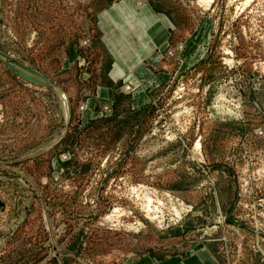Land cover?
Listing matches in <instances>:
<instances>
[{"label": "rangeland", "instance_id": "rangeland-1", "mask_svg": "<svg viewBox=\"0 0 264 264\" xmlns=\"http://www.w3.org/2000/svg\"><path fill=\"white\" fill-rule=\"evenodd\" d=\"M120 1H2L0 45L63 88L71 120L18 160L64 125L52 87L0 63V172L28 187L0 185V264H160L199 246L264 264V0H135L155 47L128 73L100 24Z\"/></svg>", "mask_w": 264, "mask_h": 264}, {"label": "crops", "instance_id": "crops-1", "mask_svg": "<svg viewBox=\"0 0 264 264\" xmlns=\"http://www.w3.org/2000/svg\"><path fill=\"white\" fill-rule=\"evenodd\" d=\"M149 16V8L138 9L135 0H121L101 12V27L104 28L101 22L103 19V23L108 24L110 32L114 35V37L110 36L109 43L115 51L114 56L121 72L128 73L129 69L140 65L145 55L154 49L155 42L149 34L152 29ZM104 31L108 42L105 28ZM152 261L153 258L148 256L133 264H150ZM160 264H218V260L210 248L199 246L191 248L184 256H171Z\"/></svg>", "mask_w": 264, "mask_h": 264}, {"label": "water", "instance_id": "water-1", "mask_svg": "<svg viewBox=\"0 0 264 264\" xmlns=\"http://www.w3.org/2000/svg\"><path fill=\"white\" fill-rule=\"evenodd\" d=\"M4 14V4L2 0H0V42L2 40L3 36V27L5 25V18L3 16ZM0 63L3 65L5 69L10 71L11 73L17 74L18 76L22 77L26 81L39 85V86H47L52 87L56 93L57 101L60 105V114L62 116L63 125L64 128L61 129L60 136L57 137V140L54 142H50L43 149L30 153L27 157H20L18 160H23L26 158L35 157L40 153H43L51 148H53L58 141H60L64 136L67 134V129L70 124L71 120V103L68 100V97L66 93L64 92L63 88L60 87L57 83L55 84L45 73L38 70L32 64L28 59H25L22 54L15 50H9L7 48H4L2 45H0ZM4 151L0 149V153H3ZM13 163L12 161H0V165H5ZM6 178H13L16 179L17 182H19L22 186L27 187L22 183V179L18 176L12 177L9 176L3 172H0V185H8L7 183L2 182L3 179ZM28 188V187H27ZM0 205L2 206V209L4 208V200L0 199ZM0 206V208H1Z\"/></svg>", "mask_w": 264, "mask_h": 264}, {"label": "bare ground", "instance_id": "bare-ground-1", "mask_svg": "<svg viewBox=\"0 0 264 264\" xmlns=\"http://www.w3.org/2000/svg\"><path fill=\"white\" fill-rule=\"evenodd\" d=\"M200 2H203V3H206V4H209L212 0H199Z\"/></svg>", "mask_w": 264, "mask_h": 264}, {"label": "flooded vegetation", "instance_id": "flooded-vegetation-1", "mask_svg": "<svg viewBox=\"0 0 264 264\" xmlns=\"http://www.w3.org/2000/svg\"><path fill=\"white\" fill-rule=\"evenodd\" d=\"M3 1V0H2ZM3 4H4V2H3Z\"/></svg>", "mask_w": 264, "mask_h": 264}]
</instances>
